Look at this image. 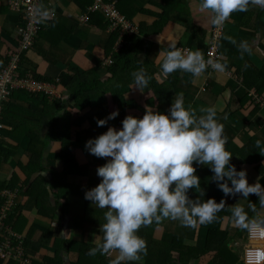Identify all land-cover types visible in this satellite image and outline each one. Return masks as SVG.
<instances>
[{
    "label": "crops",
    "instance_id": "crops-1",
    "mask_svg": "<svg viewBox=\"0 0 264 264\" xmlns=\"http://www.w3.org/2000/svg\"><path fill=\"white\" fill-rule=\"evenodd\" d=\"M50 2L52 4L48 5L47 1H44L41 6L42 10L49 11V18L41 19V30L33 49L24 56V66L29 64L28 66L33 68L27 74L33 73L53 82L59 96L52 100L46 96L47 99H44L42 94L16 92L5 102L1 123L4 133L9 132L10 135L1 137V140L4 142V153L15 154L0 162V184L8 183L11 176H15L18 185L23 187L41 176L49 185H54V191L62 195L61 200L67 208L63 227H60L62 208L57 206L53 193L51 203L55 207L56 215L53 213L41 217L37 213L35 199L25 193V188L21 190L17 213L25 222L18 228V232L24 237L32 263L35 260L37 264L42 261L44 264H72L77 258L82 242L94 246L96 237L101 235L97 218L95 222L85 223L82 229L70 230L72 220H82L85 217V208L78 204V200L70 199V196L80 182L79 185L83 188L87 182L94 187L100 182L96 168L106 160L89 154L85 143L107 130L106 126L91 125L90 119L107 113L105 100L109 104L111 97L109 94L105 97L101 94L92 100L91 109L74 115L75 99L69 89H76L80 83L93 85L95 80L104 82L110 78L109 67L103 66L101 59L106 56L112 33L107 30L108 22L102 15L104 19L94 16L88 23L82 21L90 0ZM200 2L201 0L120 1L125 14L138 30L134 36L140 37L142 41L138 45L136 64L142 63L146 73L152 78L143 93L131 89V84L125 88L124 96L127 101L135 102L142 108L140 115H136L137 118H142L147 102H163L161 108L168 111L170 105L164 102L169 99L172 103L177 93H183L185 106H191L198 115L201 107L216 106L218 120L223 124L224 135L229 141V147L226 149L233 155L231 164L235 165L238 171H247L249 184L259 180L264 186V174L261 171H264V155L255 147L256 140L264 142V8L249 6L248 11L233 13L228 19L222 42V63L227 64L225 73L207 69L199 78L179 70L167 78L160 75L159 51L168 50L170 44L175 43L178 48L187 47L192 51L199 48L203 52L199 44L200 39L206 44L213 24L209 13L199 9ZM20 22L19 14L8 9L6 0H0V68L4 65L7 54L17 48V29ZM242 41L247 42L249 52L241 54L239 51L238 46ZM258 88L260 92L257 91ZM134 113L135 108L127 109L124 113H119V119L122 121L125 115ZM64 115H71L72 124L81 121L71 129L72 141L77 145L73 155L77 165L71 170L64 169L63 161L58 158L62 151V144L58 141L60 139L52 138L58 136L54 127L58 121L61 122ZM44 144V170L30 172L32 169L27 166L33 156L31 151L41 150ZM19 164L27 167V171H23ZM85 167L86 169H83ZM194 167L198 177L207 168L200 165ZM206 174L208 172L203 178ZM210 174L213 175L211 171ZM63 176L65 183L57 184ZM208 184V193L223 194L216 183L210 181ZM191 191L195 199L197 193ZM224 199L227 206L238 203L245 208L249 205V202L240 196ZM248 199L251 201L258 198L250 195ZM82 200L84 202V197ZM90 206L94 210L105 211L92 203ZM252 221L264 222V208L253 215ZM221 227L231 232V246L234 251L245 249L250 243L246 229L240 228L228 218L223 220V223L214 221L196 229L181 227L178 222L165 220L155 230L154 236L167 242L177 237L187 246L203 247L206 245L209 230ZM50 231L54 235L48 241H43ZM56 239H68V249L61 248L62 244H57ZM58 253V260H49ZM214 254V251H210L198 259L190 260L188 264H207ZM45 257L47 261H44ZM145 261L142 259L134 264H144ZM0 264H4V260H0Z\"/></svg>",
    "mask_w": 264,
    "mask_h": 264
},
{
    "label": "clouds",
    "instance_id": "clouds-1",
    "mask_svg": "<svg viewBox=\"0 0 264 264\" xmlns=\"http://www.w3.org/2000/svg\"><path fill=\"white\" fill-rule=\"evenodd\" d=\"M249 6L264 8V0H201L199 9L209 13L211 23L219 27L233 13L248 11ZM48 18L49 11L43 10L41 19ZM238 47L241 54L250 51L247 42L242 41ZM159 57L163 78L177 70L194 78L203 76L209 67L217 73L227 71L226 62L206 60L199 48L192 51L178 48L175 43L159 51ZM132 76L131 89L143 93L150 80L145 69L141 67ZM217 112L216 106L201 107L198 115L191 106H185L183 93H177L167 114L146 104L142 118L126 115L120 129L108 126L105 132L86 141L89 154L106 160L96 168L100 182L84 193L85 200L105 210V222L99 225L102 235L96 237L87 255L109 257V264H134L147 254V243L138 235L141 228L171 220L196 229L216 221L217 214L226 208L237 226H249L242 205L227 206L223 198L219 203L214 198L205 200V190L196 175L194 165L207 166L213 173L211 181L224 197L240 196L255 210L248 199L255 195L264 208V186L259 180L249 184L247 171H238L231 164L233 155L226 149L227 138ZM118 114L113 111L97 119V126H106ZM255 147L264 155V142L256 140ZM190 190L197 193L195 199L189 196Z\"/></svg>",
    "mask_w": 264,
    "mask_h": 264
},
{
    "label": "trees",
    "instance_id": "trees-1",
    "mask_svg": "<svg viewBox=\"0 0 264 264\" xmlns=\"http://www.w3.org/2000/svg\"><path fill=\"white\" fill-rule=\"evenodd\" d=\"M121 0H117L118 2V8L123 13L128 19V15L125 14V11L123 10L122 6L120 5ZM91 4V1L89 3V6ZM96 16L100 17L101 19H104L100 14L95 13L91 14L89 16V21ZM108 25L106 26V28ZM209 38V37H208ZM117 35L115 33H112V39L109 48L106 50V55H110L113 51L114 44L116 42ZM142 43L140 37H132L131 39L128 40V44L125 45L119 52L114 53L112 58L114 60L113 66L108 68V71L111 73V76L109 79L105 80L102 82L101 80H95L94 84H86V83H80L76 89L70 88L69 91L71 92V95L75 99V106H74V115H79L83 111L87 109H91L92 107V100L97 98L99 95L102 94V96L110 95L111 97V102L109 104L106 103L105 100V107H107V113L105 115L101 116H95L90 119L91 125L95 126L97 125L96 120L97 119H104L106 118L111 112L113 111H118V113H124L125 110L127 109H132L135 108L136 113L131 114L136 117L140 115V112L142 108L138 106L135 102L132 101H127L125 96H124V90L126 87L130 86L133 84V76L132 73L139 70L141 67L144 68L142 63L136 64V57L138 53V45ZM207 43V41H206ZM200 46L203 49V55H206V50L207 46L204 43L203 39H200ZM14 51V50H12ZM11 52V51H10ZM7 59V56H6ZM5 59V61H6ZM4 61V63H5ZM25 58H22V63L19 69L18 76L23 77L25 76L29 71L33 70L31 66H28L29 64H25ZM222 63V60H221ZM3 66V65H2ZM1 66V67H2ZM148 77H150V82H151V76L149 73H147ZM36 79L45 81V79L36 76ZM153 87V86H152ZM257 91L260 92L259 88ZM22 92L24 94H27L28 92L26 91H18ZM16 93V92H15ZM157 95V92H155ZM30 94V93H29ZM30 95H40V94H30ZM158 96V95H157ZM44 99L45 96H43ZM159 97V96H158ZM172 100V99H171ZM158 101V100H157ZM159 102V101H158ZM163 103V102H161ZM161 103L159 102L158 104H152L151 102H147L148 105L153 106L156 111H159L161 113L167 114V111L161 108ZM166 105H171V101L169 99L167 100ZM4 108V107H3ZM4 111V110H3ZM120 114V115H121ZM129 115V114H127ZM126 116V115H125ZM119 114L114 120L108 121V126H115L121 128V120L119 119ZM71 120V115H64V118L61 119V122L58 121L56 123V126L54 129L56 130V133L58 136L52 137L53 139H60L58 141L61 142L62 144V151L58 158H61L60 160L63 161L64 169L71 170L73 167L77 165L75 158L73 157L75 150L77 149V145L72 141V133L73 131L71 130L73 126H78L81 121H75L73 124L70 122ZM10 133L6 132L4 133L3 130V125L0 122V162L5 160L7 157L14 156L15 152H7L4 153V142L1 140V137L3 138L4 136H9ZM229 141L227 140L226 147H229ZM45 149H46V144H44L43 148L39 151H31L33 156L31 157V161L29 162L27 167H30L33 171H42L44 170V161H45ZM68 160L67 162H65ZM20 168L24 171H27V167L23 166L22 164H19ZM83 169H86L83 168ZM85 171V170H84ZM262 173L264 174V171L261 170ZM204 178L203 175L207 173ZM14 175V174H12ZM200 186L205 190V195L206 199L208 198H214L217 203L223 198V194H219L216 192H209L207 191V186L209 185L208 183L211 181V174H210V169L207 167L200 175ZM65 179H61L60 181L57 182V184H62ZM50 186L51 188H49ZM19 187L18 185V179L15 176H11L10 180L6 184H0V190L4 188H15ZM94 186L91 185H86L83 190V197L85 191L93 188ZM21 190L26 188L25 193L30 196L31 198L35 199V206L37 208V213L41 217L44 216H50L55 212V207H53L51 203V193H53L54 198L56 200L57 206L61 207V213H63V216L60 218V227H63V222H64V217L67 214V208L63 204L61 200L60 194H56L54 185L51 184L49 185L46 180H44L43 177L39 176L35 181H32L30 183H26L23 185V187H20ZM24 191H22L23 193ZM189 196L191 198H194V195L192 191H189ZM85 217L82 220H72L70 223V230H77V229H82V226L85 223H92L95 222V218L99 221L100 224H103L105 221L103 219V213L104 211L100 210H94L90 206V201L85 200ZM255 204V210L249 207H245V211L248 214L249 218V223L253 219V215L256 214L257 212L260 211L261 207L258 203L257 200H251ZM19 205L15 208V212L8 215L6 224L10 226L12 229H14L15 232H18V228L22 227V217L17 215L19 212ZM56 214L54 213V216ZM218 219L216 221L222 222L226 218H228L231 222L233 221L231 219V213L227 210V208L217 214ZM52 218V217H51ZM165 221V220H164ZM164 221L161 223L163 224ZM234 222V221H233ZM161 224H153L149 227L141 228L138 232V235L141 236L147 243V254L143 255L142 259H145L146 261L144 264H188L190 260L192 259H198L202 255L214 251L215 254L211 258V260L207 264H239L240 262V256L237 251H234V249L231 246V242L233 240L231 232L227 229H210L208 234H207V241L206 245L203 247H197V246H187L181 240L180 238L174 237L172 238L171 241H160L155 238L154 232L160 226ZM34 228H36L34 226ZM246 232H247V228ZM20 234V233H19ZM54 235L53 232H49L46 234V237H44L43 241H48L50 237ZM102 235V233H101ZM242 236V233H241ZM244 238V237H243ZM57 244H62L61 248H66L68 249V246L70 245V241L63 240V239H56ZM68 245V246H67ZM25 249L26 244L24 242ZM94 247L93 245L86 244L82 242L81 244V249L78 252L77 258L75 261L72 262V264H109L110 258L106 256H102L99 253L96 256H89L86 253L90 248ZM28 255V253H25ZM60 258L59 253L56 256L50 257V261H56ZM44 261H47V258H44ZM4 264H19L15 260H7L4 261ZM32 264H37V262L34 260ZM39 264H44L42 261Z\"/></svg>",
    "mask_w": 264,
    "mask_h": 264
},
{
    "label": "built area",
    "instance_id": "built-area-1",
    "mask_svg": "<svg viewBox=\"0 0 264 264\" xmlns=\"http://www.w3.org/2000/svg\"><path fill=\"white\" fill-rule=\"evenodd\" d=\"M44 1L51 5V0H6L10 11L19 14L21 18L17 29L18 45L14 51L7 54L4 65L0 68V122L2 119L3 105L18 91H26L30 94H42L48 99H56L59 95L53 82L36 79V74L30 73L19 77V69L22 58L33 49L37 36L41 30V6ZM87 12L82 18L84 23L89 22L91 14L98 13L107 19V30L117 35L113 51L104 56L101 61L103 66L111 67L114 64V53L119 52L128 40L138 30L118 8L117 0H90ZM227 22L222 26H212L206 43V55L204 58L222 60V42L226 33ZM190 49V48H183ZM208 70L213 71L211 67ZM257 100V98L255 97ZM258 102H260L258 100ZM21 188H4L0 190V260H15L19 264H32V259L26 255L24 237L15 232L6 224L8 215L15 212ZM249 244L245 247L243 259L247 264H264V222L252 221L247 229Z\"/></svg>",
    "mask_w": 264,
    "mask_h": 264
},
{
    "label": "rangeland",
    "instance_id": "rangeland-1",
    "mask_svg": "<svg viewBox=\"0 0 264 264\" xmlns=\"http://www.w3.org/2000/svg\"><path fill=\"white\" fill-rule=\"evenodd\" d=\"M62 178L64 179L65 176H63ZM79 184H81V182ZM79 184H77V187L75 188L73 194L70 196V199H72V200H78V204L81 205V206H83L85 208V206H86L85 205V202H83V200H82V197H83L82 196L83 195L82 188H83V186L82 185H79ZM86 185H91V183L90 182H87ZM24 222H25L24 219H22V224H24ZM244 250L245 249H242V248L237 249L238 254L240 256V262H239V264H247L244 261V259L242 258L244 256Z\"/></svg>",
    "mask_w": 264,
    "mask_h": 264
}]
</instances>
